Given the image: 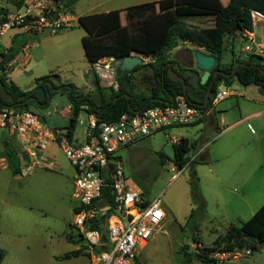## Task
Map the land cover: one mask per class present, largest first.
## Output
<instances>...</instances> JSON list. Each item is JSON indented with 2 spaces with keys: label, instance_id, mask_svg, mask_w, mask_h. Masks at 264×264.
Segmentation results:
<instances>
[{
  "label": "rangeland",
  "instance_id": "rangeland-1",
  "mask_svg": "<svg viewBox=\"0 0 264 264\" xmlns=\"http://www.w3.org/2000/svg\"><path fill=\"white\" fill-rule=\"evenodd\" d=\"M154 1L76 0L70 11L78 18L83 14L127 9L136 4ZM0 5L9 6L7 0H0ZM204 17L206 16L188 17L184 19V23L192 26L211 25L210 21H201ZM127 18L126 11L123 19ZM251 30L257 43H264V25L257 22ZM13 31L15 30H10L4 37L6 44ZM85 33L84 28L76 22L57 33L44 31L31 36L25 33L20 37L22 45L30 46L31 60L26 66L15 65L10 70L7 81L15 83L22 90H29L34 88L36 78L52 75L55 86H49L50 99L46 105L40 106L31 100L25 107V110L44 117L48 128L64 129L69 124L67 111L70 106V86L62 84L72 83L84 93H90L94 99L97 97L94 89L88 90L85 79L91 66L82 44ZM179 44L182 48L189 47L185 42ZM245 44L236 41L234 55L225 50L222 62L231 65L239 58L243 61L250 60V53L242 50ZM196 49L198 48H192ZM175 51L172 48L165 51V54L171 58ZM141 56L144 59L143 66L134 73V86L138 91L149 92L148 85L143 80L146 76H153L148 66L153 58L144 54ZM113 58L104 57L99 61L104 66ZM118 68V65L114 67L116 76ZM231 81L229 86L218 88H228L234 92L228 100L215 105L218 115L220 110H225L226 104L232 101L236 105L237 100L243 103V96L250 98L257 89L254 85L241 84L235 76ZM87 108L84 106V109ZM84 112L86 111L81 113L82 118L87 117ZM232 113L229 112V115ZM258 120L264 131V116L248 121L250 139L259 132L256 126ZM203 128L201 124L174 126L146 136L120 151L127 176L144 195L151 199L158 198L167 213L158 231L141 250V264H203L192 256L197 253L192 244L203 243L210 246L217 239L221 240L231 225L240 226L264 203V161L263 166L260 165L264 157L260 160L257 159L258 154L251 153L248 156L250 161L245 164L234 162L230 167L228 158L216 157L230 132L205 129L202 133ZM220 128L223 129L222 126ZM251 129L255 132H251ZM83 131L82 126L77 125L76 133L80 140ZM6 133V130L0 128V248L5 253L2 264H92L85 251L87 243L79 237L74 226L73 207L76 202L72 199V194L75 171L70 160L58 145L52 143L41 153L42 165L31 172L23 169L21 174L13 175L7 161L1 158L2 139L7 138ZM173 136L197 140L198 147L203 146L201 152L204 162H192L181 169L172 170ZM14 145L17 147L16 142ZM252 145H255L253 139ZM198 147L191 151V160L197 157ZM183 246H187L189 254L182 251ZM248 248L251 253L242 256ZM77 249L80 250L79 255L66 256ZM202 249L199 248L200 253ZM215 251L225 250L216 248ZM230 251L240 252L241 255L219 260L210 256L214 251L208 255L218 264H264L262 243L245 239L242 246L237 244Z\"/></svg>",
  "mask_w": 264,
  "mask_h": 264
},
{
  "label": "built area",
  "instance_id": "built-area-1",
  "mask_svg": "<svg viewBox=\"0 0 264 264\" xmlns=\"http://www.w3.org/2000/svg\"><path fill=\"white\" fill-rule=\"evenodd\" d=\"M252 24L264 22V12L251 10ZM78 20L65 5V0H23L20 7L0 20V43L12 28L20 27L28 33L44 31L57 33L71 27ZM243 51L264 57V43H257L251 29L238 31ZM25 45L5 64L2 73L8 79L15 65L26 66L31 58ZM96 66L103 65L95 63ZM109 68V63L104 65ZM230 95L228 88L215 92L208 109L177 97L171 102L124 113L114 121H101L98 115L84 112L77 125L84 129L82 140L77 133L70 138L67 128H48L42 116L0 101V128L6 130L8 140L17 137L22 168L31 172L42 165L41 153L52 143L58 145L70 160L74 175L72 199L74 226L79 237L87 243L86 253L92 264H140L138 247L158 231L167 216L158 198L151 199L127 176L120 151L140 139L179 125H193L202 120L216 104ZM173 143L180 140L171 137ZM177 169L174 164L172 170ZM107 190V193L104 192ZM99 225L94 227V225ZM74 240V238H72ZM196 252L203 248L192 245ZM251 253L245 249L242 256ZM240 252L214 251L216 259L236 258Z\"/></svg>",
  "mask_w": 264,
  "mask_h": 264
},
{
  "label": "trees",
  "instance_id": "trees-1",
  "mask_svg": "<svg viewBox=\"0 0 264 264\" xmlns=\"http://www.w3.org/2000/svg\"><path fill=\"white\" fill-rule=\"evenodd\" d=\"M75 1L65 0V5L70 9ZM22 3L23 0H19V7ZM157 3L159 8L157 11H155L153 3L131 7L128 10L131 20L127 24L122 23L120 9L83 14L78 17L79 25L86 32L82 37V44L90 65H95L104 57H125L133 53H141L153 58L148 66L153 72L152 77L158 79L159 83L150 86L146 82L149 92L136 90L133 81L134 73L143 66V64H138L123 75H119L120 68H118L117 87L109 86L108 94L99 91L100 96H97L96 99L72 83L62 84L70 86L68 91L70 115L69 124L66 127L70 138L77 131L78 118L82 111L94 113L101 121L110 122L118 119L124 113L165 104V100H169L170 96L187 98L189 101L203 106V109H208L211 99L205 105H202V102H195L185 93L182 82L174 80L168 75V62L173 61L165 54V51L176 47L179 42L189 41L204 47L208 54L216 57L214 69L222 68L231 71L235 68L234 76L241 84L264 86V64H254L251 58L248 61L239 58L238 63L233 61L231 65L222 63L227 37H236L238 31L252 29L251 10L257 9L264 12V0H229L226 5L221 0H159ZM8 13L6 7L0 6V20L4 19ZM199 15L213 16L214 24L201 27L184 23V19ZM18 50V46L13 45L7 52H1L0 101L9 106L14 105L25 109L29 101L24 102L35 95L37 87L45 86L47 81L52 80V75L36 78L34 88L29 90H22L15 83L8 82L2 70ZM231 52L234 55V50ZM172 68L175 70L173 66ZM220 76L218 75V77ZM211 79L212 76L205 85H208ZM47 89L49 90V87ZM42 102L45 103L46 100ZM84 106L88 108L84 109ZM2 142L8 168L13 175L21 174L23 168L17 147L6 138H3ZM173 144V162L178 169L199 161L196 158L191 160L190 155L191 151L197 149V142L183 136ZM163 156L161 153V157ZM104 192L107 193V190ZM98 226L94 225V227ZM245 239L264 244V203L247 221L240 226L231 225L221 240L217 239L210 246L205 245L201 253H193L192 256L203 264H218L209 257V252L215 251L216 248L233 250L237 244L242 246ZM186 248L187 246H183L182 251L189 254ZM79 253L80 250L77 249L66 256L79 255ZM4 256V250L0 248V264H2Z\"/></svg>",
  "mask_w": 264,
  "mask_h": 264
},
{
  "label": "crops",
  "instance_id": "crops-1",
  "mask_svg": "<svg viewBox=\"0 0 264 264\" xmlns=\"http://www.w3.org/2000/svg\"><path fill=\"white\" fill-rule=\"evenodd\" d=\"M157 1H159V0H155L154 2H145V3H153L155 11H157L159 9ZM221 1L224 5H226L229 0H221ZM7 3L9 6H4V7H6L9 12L14 11L20 5L19 0H7ZM145 3H140V4H145ZM140 4H136V5H140ZM0 6H2V5H0ZM133 6H135V5H133ZM133 6H131V7H133ZM131 7H128L127 9H120L123 24L129 23L131 20L129 18V16L126 20L123 19L124 12H126V11L128 12V10ZM109 10H112V9H108L106 11H109ZM106 11H102V12H106ZM76 19L78 20V18H76ZM203 20L210 21L211 25H209V26H212L214 24V17L213 16L206 15V17H204L201 21H203ZM260 23H262L264 25V22H260ZM202 25H204V24H201L200 26L206 27V25L205 26H202ZM10 30H15V31H13V33L9 35V38H8L9 43L6 44L4 42V37L8 34V32ZM10 30L4 35V37L2 38V41L0 43V60L2 58L1 52H7L11 46L17 45L18 49H19L18 52H19L23 46L28 45V44L22 45L19 42L21 35H23L25 33L29 36L32 35L31 33L26 32L25 30H23L20 27H15V28H12ZM236 41L241 42V40L239 39L238 36H236V37L228 36L226 41H225V50L228 51L229 54H231V55H233L231 50H234ZM185 43L189 44V47L183 46L185 48L192 49L193 47H197L198 49H201L202 51L208 53L207 51H205L204 47H201L197 44H193L189 41H186ZM259 43H262V42H259ZM174 48H175V50H177V49H181L182 47L179 44ZM133 54H136V53H133ZM30 55H31V53H30ZM30 60H31V58H30ZM30 60H29V62H30ZM95 67H96V70L98 72L97 79L102 83V85H101V87H99L97 89L88 86V90L94 89L96 91V94H97L96 96L99 97L100 96L99 91H102L104 94H108L107 88L111 85H114V87L116 88L117 84H116V78L115 79L113 78V70L114 69L107 68L103 65H101L99 67L98 66H95ZM231 82H230V84H231ZM252 85H254V84H252ZM246 86H249V85H246ZM254 86H255V88H257L256 91L252 92V95L250 96V98H246L245 96H243V98H244L243 103L237 100L236 105H234L231 101V102H229V104H226L224 106L225 110H220L219 115L216 113V109L214 107L212 110H210L206 114V116L202 120L195 123L197 125L201 124L204 126L202 133L205 132V129H215L217 131L219 130V131L230 132V136H229L228 140H226L222 144L223 148L221 149L220 153L216 156L217 159L228 158L230 160V164H229L230 167L233 166L234 162H238L240 164H245L247 161H250L249 160L250 157L248 158V156L251 155V153L258 154L259 156L257 157V159H260V160H261V157H264V149H263L264 148V131H262L260 126H259V120L256 121V126L258 127L259 132H256L257 135H255V137L252 138L255 145H252V139L249 138L250 137V131L247 128L248 126H250V123L248 121H251V120H254L256 118L264 116V96L257 93L259 86L258 85H254ZM229 91H230V95L224 100H228L230 98V96L234 95L233 91H231V90H229ZM224 100H222V101H224ZM229 112H233L232 115H229ZM67 113H68L67 115L69 117L70 106L68 108ZM220 126H222L223 129H221ZM251 132L254 133L255 130L253 131L251 129ZM248 135H249V137H248ZM3 138H5V137H3ZM191 140L197 142V140H194V139H191ZM10 141L14 144L16 142L17 143V149H19V144L17 142L16 136H12L10 138ZM197 147H198V142H197ZM199 147H198L199 150H197V157L196 158L199 157L198 158L199 161H204L203 160L204 158H203V155L201 152L203 149V146H199ZM1 158H4L6 160L4 150L1 153ZM263 161L264 160L262 158V160L260 162L261 166H263ZM207 163H209V161ZM148 243H149V241L138 247L139 248L138 255L141 254L140 253L141 250H143L148 245ZM200 244L203 247L205 246L203 243H200ZM139 263L141 264L140 258H139Z\"/></svg>",
  "mask_w": 264,
  "mask_h": 264
},
{
  "label": "water",
  "instance_id": "water-1",
  "mask_svg": "<svg viewBox=\"0 0 264 264\" xmlns=\"http://www.w3.org/2000/svg\"><path fill=\"white\" fill-rule=\"evenodd\" d=\"M191 51V63L187 66H185L188 71L184 75H180L177 71H175L169 63L168 68V75L174 79V80H180L183 84L185 93L195 102L200 103L202 102V105L207 104L209 99H212L215 96L214 91L211 95H209V91L206 94V97L199 96V93L195 92V84L199 82L201 85H205L207 81L209 80L210 76H212V79L209 83V88L213 84L214 80L216 79L218 74H221L223 78L218 80L217 85L219 87H227L230 85V81L232 77L235 74L236 69L233 68L230 72H225L222 68L214 69L216 66V57L213 55H210L201 49H196ZM141 53H136L132 55H128L125 57H115L109 62V68L114 69L116 65L119 66V75H123L127 71L132 70L135 66L138 64L143 63V57L141 56ZM252 63L254 64H264V57L259 54H252L251 55ZM236 63L239 62V59H236ZM108 68V67H107ZM264 69V67H263ZM98 72L96 70V67L94 65H91V67L87 70L85 74V79L88 82V86L93 88H99L101 87L102 83L97 79ZM118 75V73H117ZM113 78H117L115 75V72L113 70ZM153 78V77H152ZM154 81H157V79L153 78ZM155 85V84H153ZM48 86H52L51 81H47L45 86L37 87L35 95L28 98L24 103L34 100L37 102L38 105L44 106L50 99V91L47 89ZM258 92L260 95L264 96V86L258 87ZM129 96V95H127ZM174 99L173 96H170L169 100L172 102ZM46 100L45 103L42 101ZM169 100H165V102H168ZM17 109H21V107H17ZM42 123H46V120L44 117L40 118Z\"/></svg>",
  "mask_w": 264,
  "mask_h": 264
},
{
  "label": "flooded vegetation",
  "instance_id": "flooded-vegetation-1",
  "mask_svg": "<svg viewBox=\"0 0 264 264\" xmlns=\"http://www.w3.org/2000/svg\"><path fill=\"white\" fill-rule=\"evenodd\" d=\"M173 62H168V65L170 63V66L175 68V71H177L180 75H184L188 69L185 67L187 65H189L191 63V51L189 48H181V49H177L174 53V55L171 57ZM224 70V69H223ZM225 72H230V71H226ZM118 73V71H117ZM221 75V74H218ZM216 77V79L214 80L213 84L211 85V87L209 88V84L208 85H201L199 82H197L195 84V92L199 93V96H203L204 98L206 97L207 92L209 91V95H211L214 91H217L219 86L217 85L218 80L223 78V76L221 75L220 77ZM52 82V86L53 84H55V81L49 80ZM144 81H146L150 86H155L158 85V79L157 81H154V79L152 77L146 76L144 78ZM210 83V81H209ZM155 84V85H153ZM49 87V86H48Z\"/></svg>",
  "mask_w": 264,
  "mask_h": 264
}]
</instances>
